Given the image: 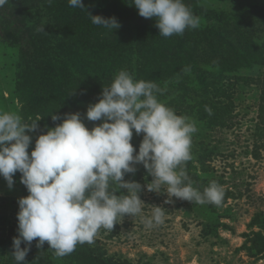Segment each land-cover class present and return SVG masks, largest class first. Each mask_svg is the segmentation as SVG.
Here are the masks:
<instances>
[{
    "label": "rangeland",
    "instance_id": "374dc122",
    "mask_svg": "<svg viewBox=\"0 0 264 264\" xmlns=\"http://www.w3.org/2000/svg\"><path fill=\"white\" fill-rule=\"evenodd\" d=\"M184 3L200 18L203 29L212 24L225 28L223 18H240L247 9L254 8L243 34L259 47L255 63L250 61L240 68L234 64L230 71L224 70L219 57L225 58L228 53L233 57L229 51L238 37L229 28L223 32L217 51L211 46H199L188 53L180 67H175L173 53L162 57L156 52L148 61L141 58L136 44L139 38L148 36L150 27L132 20H117L118 30L103 29V38L117 51L116 58L90 64L73 60L75 57L67 51L71 44L57 25L62 3L49 5L42 0L40 6L29 9L28 25L36 35L37 29L45 26V32L40 34L47 36L46 49L40 56L42 64L53 65L82 92L84 85L89 88L85 92L89 101L71 110L72 114L81 113L89 130L103 121L87 120L88 106L99 102L104 87H109L121 70H127L136 80L154 81L162 90V94L157 93L158 100L195 122L191 159L182 165L192 186L202 193L210 182H217L225 191L222 203L185 201L170 197L163 189L149 192L147 184L153 178L143 164H137L135 173L125 174L124 180L142 186L139 195L145 206L141 214L126 215L113 230L101 228L93 243L78 244L62 258L47 242L38 248L37 238L22 264H41L35 251L43 252L54 264H264V0ZM29 68L18 48L0 41V111L17 113L25 122L42 118L38 131L26 133L32 137L30 155L38 136L54 127L49 117L32 106L33 78L22 77ZM206 102L222 112L230 111L226 126H213L204 120L216 113L209 110ZM143 135L133 130L131 143L137 153ZM13 179L14 185L9 188L0 176V237L18 236V200L29 195L19 172ZM110 187L118 196L127 194L126 189L119 190L111 182ZM153 206L164 209V222L147 228L145 221L151 218ZM13 251V245L0 244V264H16Z\"/></svg>",
    "mask_w": 264,
    "mask_h": 264
},
{
    "label": "clouds",
    "instance_id": "9594fccd",
    "mask_svg": "<svg viewBox=\"0 0 264 264\" xmlns=\"http://www.w3.org/2000/svg\"><path fill=\"white\" fill-rule=\"evenodd\" d=\"M7 2L0 0V7ZM47 2L51 5L53 0ZM68 3L86 10L83 0ZM132 3L141 17L156 19L160 36L182 35L186 29L199 27L200 18L184 0ZM87 14L98 27H120L115 17ZM37 31L45 32V26ZM157 93L162 90L154 81L136 80L121 70L111 85L104 87L99 102L87 108V120L102 123L89 130L81 113L65 114L62 123L38 136L30 155L32 137L26 133L38 131L42 118L25 122L17 113L0 111V176L12 188L13 177L19 172L20 182L29 192L18 200V236L13 238L12 253L16 264L25 262L37 238L38 248L47 242L62 258L78 244L93 243L101 228L113 230L119 219L141 214L145 206L139 195L142 186L124 180L125 174L135 173L137 164H143L153 178L147 184L149 192L163 189L170 197L185 201L222 203V185L212 181L201 193L182 167L191 159L195 122L159 101ZM51 119L55 122L61 117L52 115ZM133 130L144 134L138 153L131 143ZM110 182L119 190L126 189L127 194L118 196ZM152 209L151 218L145 221L147 228L164 222V209Z\"/></svg>",
    "mask_w": 264,
    "mask_h": 264
},
{
    "label": "trees",
    "instance_id": "16d2710c",
    "mask_svg": "<svg viewBox=\"0 0 264 264\" xmlns=\"http://www.w3.org/2000/svg\"><path fill=\"white\" fill-rule=\"evenodd\" d=\"M53 2H60L63 5L62 17L57 21V25L71 44L67 51L72 58L75 57L73 60H80L84 64L96 61L107 62L108 59L116 58V50L103 38L104 28L92 24L87 12L93 16L115 17L117 20L128 19L149 26L148 36L139 38L136 44L139 55L144 61L151 60L156 52H159V56L162 57L164 53H173L176 57L173 65L180 67L188 53L199 46L204 48L211 46L217 51L223 39V32L227 28L230 32L234 30L238 37L230 47L229 52L233 54V57H230V53L225 58L219 57V61L225 66V71H230L234 64L240 68L250 61L255 63L259 53V47L252 38L243 34L245 33L243 27H247L254 16V8L247 9L240 18H223L222 21L226 22L225 28L212 24L203 29L199 24L196 29H186L182 35L163 37L160 36L159 29L156 27V19L141 17L132 0H83L87 11L70 7L68 0H53ZM41 3L42 0H8L3 7H0V41L9 47L18 48L21 58L28 63L30 68L22 72V77L31 75L33 78L32 106L44 116L49 117L47 120L51 123L50 126L55 128L57 124L63 122L65 114L72 113V108L80 109L89 101L85 93L89 91V88L84 85V92H82L75 83L65 79L66 75H60L53 65H43L40 61V56L46 49L44 40L47 36H40L41 32L35 34L34 29L28 25V12L29 9L38 7ZM235 24H238V28ZM206 106L209 110L214 109L216 113L221 111V109L213 108L208 102ZM216 113L207 115L208 117H204V120L210 121L213 126H226L230 111H221L219 115ZM52 115L60 116L61 120L53 122ZM13 238L12 236L0 237V244L13 245ZM25 247L26 244L22 243L21 248ZM30 250H33L32 247ZM35 252L41 264H54L43 252Z\"/></svg>",
    "mask_w": 264,
    "mask_h": 264
}]
</instances>
